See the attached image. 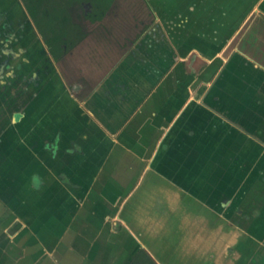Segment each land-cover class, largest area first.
<instances>
[{
  "label": "crops",
  "instance_id": "0c3cea01",
  "mask_svg": "<svg viewBox=\"0 0 264 264\" xmlns=\"http://www.w3.org/2000/svg\"><path fill=\"white\" fill-rule=\"evenodd\" d=\"M126 1L95 21L75 2L83 37L55 60L21 0H0V43L34 28L60 70L38 85L43 182L33 205L16 191L0 264L264 260V0ZM141 4L151 27L121 26Z\"/></svg>",
  "mask_w": 264,
  "mask_h": 264
},
{
  "label": "rangeland",
  "instance_id": "374dc122",
  "mask_svg": "<svg viewBox=\"0 0 264 264\" xmlns=\"http://www.w3.org/2000/svg\"><path fill=\"white\" fill-rule=\"evenodd\" d=\"M132 3V1L129 3L130 10L127 9L131 13L134 11ZM137 9L139 19L134 20L133 17L123 19L120 24L124 27L141 29L144 33L151 27L152 21L147 18L142 4ZM78 21L83 22V19L80 18ZM30 29L31 36H27L26 40H24L25 36L12 37V39L9 38L7 46L0 43V227L5 221L21 216L20 207L24 195H17L16 191L20 192L23 187L26 190L29 189L30 193L25 196L27 202L31 205L36 203L37 195L31 187L36 188L39 181L43 182L36 168V152L41 149L40 141L43 139V134H46L38 130L37 123L34 124L39 102L38 85L41 82V76L53 77L56 75L55 69L60 74L58 67L50 61L49 54L43 49L41 39L38 40L35 37L34 28ZM4 38L0 35V42L4 41ZM38 44L39 47H37ZM20 47L29 49L23 52ZM63 72L62 76L70 75L66 67ZM55 138L58 140V135L52 134L47 144L48 152L52 157H54V151H57L53 148L57 142ZM55 156L57 157L58 154ZM67 181L65 179L63 182L68 185ZM28 183H31V187ZM9 230L12 231L13 228H8L7 232ZM1 231L0 228V233ZM247 263L248 261L243 259L238 260L236 264ZM253 263L264 264V260L260 259Z\"/></svg>",
  "mask_w": 264,
  "mask_h": 264
},
{
  "label": "trees",
  "instance_id": "16d2710c",
  "mask_svg": "<svg viewBox=\"0 0 264 264\" xmlns=\"http://www.w3.org/2000/svg\"><path fill=\"white\" fill-rule=\"evenodd\" d=\"M110 0H21L33 24L49 48L51 56L58 60L82 37L81 27L70 17L69 9L75 3L88 2L92 5L90 19H101ZM100 13L101 16L97 17ZM134 264H155L144 253L137 257Z\"/></svg>",
  "mask_w": 264,
  "mask_h": 264
}]
</instances>
